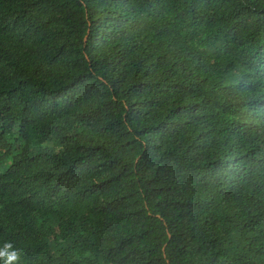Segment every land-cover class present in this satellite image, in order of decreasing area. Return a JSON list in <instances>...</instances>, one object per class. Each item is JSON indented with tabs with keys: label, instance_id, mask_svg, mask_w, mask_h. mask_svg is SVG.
<instances>
[{
	"label": "trees",
	"instance_id": "1",
	"mask_svg": "<svg viewBox=\"0 0 264 264\" xmlns=\"http://www.w3.org/2000/svg\"><path fill=\"white\" fill-rule=\"evenodd\" d=\"M6 242L264 264V0H0Z\"/></svg>",
	"mask_w": 264,
	"mask_h": 264
},
{
	"label": "clouds",
	"instance_id": "2",
	"mask_svg": "<svg viewBox=\"0 0 264 264\" xmlns=\"http://www.w3.org/2000/svg\"><path fill=\"white\" fill-rule=\"evenodd\" d=\"M20 259V250L16 249L12 243L6 242L0 247V260L3 264H19Z\"/></svg>",
	"mask_w": 264,
	"mask_h": 264
}]
</instances>
